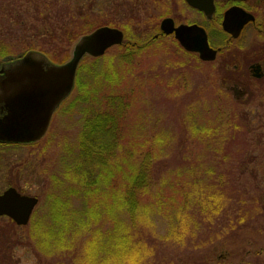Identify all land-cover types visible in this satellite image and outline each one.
<instances>
[{
    "label": "rangeland",
    "instance_id": "rangeland-1",
    "mask_svg": "<svg viewBox=\"0 0 264 264\" xmlns=\"http://www.w3.org/2000/svg\"><path fill=\"white\" fill-rule=\"evenodd\" d=\"M40 1L0 0V46L6 47L8 45L6 42L9 43L13 38L17 40L30 38L35 31V26L32 25L37 23L34 20L36 19L35 9H38L39 15H45L51 10V18H46L48 24L52 20L53 23L58 20L66 22L71 16L75 19L81 11L82 15L85 12L90 13V19L99 24L96 28L112 23L109 27L118 29L128 27L129 29H126L128 31H133L135 27H138L139 32H145L144 22L139 24H129L122 20L117 22L111 19V15L104 14L107 8L111 11L108 0H42L44 3ZM109 1L114 3V0ZM127 4L142 7L143 0H128ZM16 13L19 14L15 17ZM10 18L11 21H8ZM23 20L26 25L25 30L19 26L14 28L15 24ZM140 38L145 39V35ZM234 43L237 46H234L231 51L234 56L232 61L220 60L216 57L214 61L204 63L201 60L198 62L193 56L180 53L169 42H164L169 46L166 57H164L166 54L160 51L150 57L145 53L140 66H136L137 70L128 78L124 80L121 78V88L123 87L131 102V107L122 124L123 136H128L137 124H140V127L145 124V136L153 137L156 133L159 135L158 130H168L169 133V145H172L163 147V155L155 159L151 158L152 165L158 166L163 171L153 170V183L159 182L156 179L160 173L166 177L176 168H184L181 171L191 181L193 164L196 162L197 154L202 153L204 159L209 161L202 165L212 171L209 170L208 177L200 184L205 182L214 184L225 200L223 209L219 213L220 216L216 218L219 224H215L210 232L206 227L200 231V226L196 234L184 239L181 244L160 241L166 231V223L161 221L156 223L153 231H145V228L137 231V235L131 236L132 243L144 246L147 252L145 260L139 264H237V260H246L247 264H256L257 260H260L258 264H264V198L260 199V206L254 210L255 214H251L252 211L240 213L239 208L243 207L242 202L230 194L232 186L238 179H243L242 182L246 184L252 183L251 167L256 168L259 190L264 194V59L258 57L259 40L251 30ZM27 47L25 44V49ZM8 48L10 49L11 46ZM9 49H7L8 53L4 51L5 54L2 56L7 59L6 61L16 59L25 52L23 43L20 50L18 44L15 46V50L18 51H14L13 47ZM47 49L51 51L49 47ZM227 49L223 48L219 54L220 57ZM236 50L238 53H235ZM115 51L114 49L111 52L107 51L103 58L106 56L108 58ZM229 59L232 57L229 56ZM257 63L260 64L261 72L255 73L252 67ZM70 101L71 99L66 104ZM63 108V104L59 106L51 119L46 135L41 140L33 145L21 144L15 147L16 149L7 147L5 152H0L4 156L0 164V174H3V171L5 173L0 178V193L9 185H16L23 195L36 197L39 203L43 201L50 176L57 175L55 169L66 164L65 153L61 148L76 140L80 132V123L77 121L78 113L63 115L61 113ZM235 119H239L241 125L247 126L249 136L255 134L254 138L258 140L256 147L247 149L243 147L247 146L245 144L228 145L225 140L220 142L218 138L210 139L212 149L206 143H199V145L193 143L191 138L187 139L189 143L191 141L190 145L183 146V142H177L188 136L184 134L182 126L190 132L189 129L194 124L202 127H217L220 124L228 125ZM215 131L226 136L228 129L219 126ZM231 132L229 129V134ZM242 134L247 135L243 131ZM124 142L127 146L128 139L124 138ZM196 146H199V149ZM239 151L241 154L249 152L248 154L255 159L257 156L259 163L253 161L249 165L245 164ZM222 152L225 154L223 159ZM164 161H169L168 165H165ZM228 163L240 169L243 165H248L247 175H250V180L245 178L247 175L241 177L237 168H224L231 166ZM225 177L229 187L227 189L221 188L216 183L220 182L219 179L223 182ZM188 187L190 188L189 184ZM189 188L186 189L187 193L183 197L189 196L193 199L196 187L193 185L191 189ZM181 198V196L178 197V199ZM45 212L44 207H41L38 211L39 219ZM229 231L233 239L231 243L223 241V244L218 246L222 239L213 242V239L220 236L228 239ZM34 247L27 228L15 226L7 220H0V264L86 263V258L84 254L82 255L79 245L75 246L70 255L67 251H63L56 256H45L37 252L38 250ZM256 251L258 254L254 253ZM104 259L106 262L103 264L116 263L115 257L106 256ZM91 262L92 264L100 263Z\"/></svg>",
    "mask_w": 264,
    "mask_h": 264
},
{
    "label": "trees",
    "instance_id": "trees-1",
    "mask_svg": "<svg viewBox=\"0 0 264 264\" xmlns=\"http://www.w3.org/2000/svg\"><path fill=\"white\" fill-rule=\"evenodd\" d=\"M40 2L44 3L42 0ZM108 2L111 11L107 8L104 14L111 15V19L116 21L113 2L109 0ZM35 10L34 20L37 23L32 25L35 26V31L30 38L10 39L9 43L6 42L8 44L6 47L1 46L3 51L1 50L0 57L5 52L8 53V46L18 51L15 50V46L18 44L20 50L23 43L24 49L25 44L28 47L17 58L33 51L44 55L52 63L62 65L70 58L77 40L99 25L90 19V13L85 12L82 15L81 11L75 19L71 16L66 22L58 20L53 23L52 20L48 24L46 18H51V10L45 15H39L38 9ZM66 12L69 14L68 10ZM10 14L12 15V12ZM17 14L19 13L14 16ZM11 18L8 21H11ZM23 22L24 20L15 24L14 28L19 26L25 30L26 25ZM104 26H112V23ZM137 28L135 27L133 31L126 30L128 27L119 29L124 34V42L110 49L108 52L113 49L116 51L108 58L85 57L87 61L82 60L76 72L71 101L66 104L69 99L63 103L64 108L61 110L63 115L78 113L80 132L76 140L61 148L65 153L66 164L55 169L57 175L50 176L43 201L38 204L29 224L22 227L28 229L29 238L37 252L45 256H56L63 251L70 255L75 246L79 245L82 255L84 254L86 258L85 264H92L91 261L103 264L106 262L104 259L106 256L115 257V264H139L145 260L147 252L144 246L132 243L131 236L137 235V231L143 228L145 231H153L156 223L161 221L166 223V231L160 241L181 244L184 239L196 234L200 226V231L206 227L210 232L215 224H219L216 218L220 216L225 200L214 184L206 182L200 184L211 170L202 165L209 163L202 153L197 154L196 162L193 164L191 181L181 171L184 168H176L166 177L160 173L156 179L159 182L156 181L154 184L153 170L163 171L152 165L151 158L163 155V147L172 145H169L168 130H158L159 135L156 133L149 137L145 136V124L142 127L137 124L128 136H123L122 124L131 102L123 87L121 88V78L124 80L137 70L136 66H140L145 53L150 57L160 51L166 54L164 56L166 57L169 46L164 42H169L175 50L193 56L199 62L195 54L185 52L173 38H154L152 36L156 34L155 31L141 39L145 32H139ZM48 47L51 51L47 49ZM227 63L226 61V65ZM185 122L187 124V120ZM219 126L228 129L226 136L215 131ZM182 128L184 134L188 136L177 142H183V146L190 145L191 141L190 143L187 141L189 138L197 145L206 143L211 149L213 148L209 143L211 138H218L220 142L225 140L228 145L245 144L247 146L243 147L247 149L258 144V140L254 138L255 134L249 136L247 126L241 125L239 119L217 127L194 124L189 129L190 132H187L184 126ZM229 129L232 131L230 134ZM242 131L247 135H243ZM124 138L128 139L127 146ZM196 147L199 149V146ZM248 153L241 154L239 151L245 164L249 165L253 161L259 163L257 156L255 159ZM221 155L223 159L224 152ZM168 162L163 163L168 165ZM248 165H243L242 169L234 165L224 168H237L239 175L244 177L247 175ZM251 168L252 183L246 184L242 182L243 179H238L230 191V194L243 204V207L239 208L240 213L252 211L251 214H255L254 210L260 206V199L264 198L256 180V168ZM251 177L245 176L247 180ZM219 180L220 182L216 183L221 188H229L226 177L223 182L222 179ZM193 185L196 187L194 198L183 197L187 193L186 189H191ZM180 196L182 198L178 199ZM41 207H44L46 212L39 219L38 211ZM230 232L227 235L231 234ZM227 238L220 236L213 239V242L222 239L218 245L221 246L223 241L229 243L233 241L231 235ZM237 239L240 241L239 237ZM254 253L258 254V251ZM96 258L103 260H93ZM259 261L257 260L256 264ZM237 264L247 262L237 260Z\"/></svg>",
    "mask_w": 264,
    "mask_h": 264
},
{
    "label": "water",
    "instance_id": "water-1",
    "mask_svg": "<svg viewBox=\"0 0 264 264\" xmlns=\"http://www.w3.org/2000/svg\"><path fill=\"white\" fill-rule=\"evenodd\" d=\"M237 9L229 11L223 29L236 39L253 18L237 17ZM174 34L180 46L196 53L203 62L215 60L216 51L208 46L205 32L197 26L174 27L164 21L162 29ZM119 30L102 27L81 37L73 48L70 60L63 65L50 63L43 55L29 52L3 64L0 80V142L29 144L40 140L49 126L52 114L70 95L80 61L88 55L102 57L111 47L121 45ZM38 199L18 194L10 188L0 195V216L10 218L17 226H26Z\"/></svg>",
    "mask_w": 264,
    "mask_h": 264
},
{
    "label": "flooded vegetation",
    "instance_id": "flooded-vegetation-1",
    "mask_svg": "<svg viewBox=\"0 0 264 264\" xmlns=\"http://www.w3.org/2000/svg\"><path fill=\"white\" fill-rule=\"evenodd\" d=\"M128 0H114V16L119 21H127L129 24L145 23V36L152 35V37H171L174 40V34H166L162 29L164 21H171L174 27L178 26H197L201 28L206 35L208 45L211 49L216 51V57L220 60H233L231 51L234 46L233 42L238 41L244 37L250 30L255 34L259 40V54L258 57L264 59V0H143L141 6H128ZM122 8V11H121ZM232 9H237V17L241 19L247 15L253 18L252 22H248L241 30L237 39H233L223 29V22L226 14ZM141 13V14H140ZM143 15V17L141 16ZM243 42V40H242ZM223 44V47H221ZM222 48H228L220 57ZM3 49L0 46V53ZM235 53H238L237 50ZM1 56V54H0ZM229 56L232 59H229ZM0 59V80L4 76L2 73V66L6 64V60ZM257 58V57H256ZM258 73L261 72L260 64L252 67ZM260 76V74H258ZM19 145H9L0 142V152H5V148L10 147L16 149ZM12 150V149H11ZM4 156L0 154V164ZM3 174L4 171H3ZM3 174H0V178ZM17 189L16 185H9L7 189ZM3 192L0 193V195ZM0 220L12 221L4 216H0Z\"/></svg>",
    "mask_w": 264,
    "mask_h": 264
}]
</instances>
